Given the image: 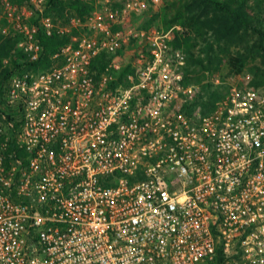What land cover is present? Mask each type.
Segmentation results:
<instances>
[{
	"label": "built area",
	"instance_id": "obj_1",
	"mask_svg": "<svg viewBox=\"0 0 264 264\" xmlns=\"http://www.w3.org/2000/svg\"><path fill=\"white\" fill-rule=\"evenodd\" d=\"M49 1L0 0V48L18 38L0 264H264V86L232 74L203 100L173 29L145 20L164 0H96L63 25ZM53 33L70 43L42 67Z\"/></svg>",
	"mask_w": 264,
	"mask_h": 264
},
{
	"label": "trees",
	"instance_id": "obj_2",
	"mask_svg": "<svg viewBox=\"0 0 264 264\" xmlns=\"http://www.w3.org/2000/svg\"><path fill=\"white\" fill-rule=\"evenodd\" d=\"M10 1L20 7L30 6V0ZM95 3L96 0H50L45 14L51 15L56 21H66L71 15L84 19L93 11ZM167 5L164 16L154 14L150 22L153 24L160 18L158 28L164 31L172 30L177 24L189 30L188 35L172 30L175 44L181 46L188 56L186 71L190 74L189 82H196L205 77L196 73L191 78V73L194 72L192 67L196 66L203 72L219 71L221 55L229 54L233 47L242 48V52H237L236 57L229 56L228 66L233 74L240 73L243 62L255 53L264 61V0H256L254 6L246 0H171L170 3L168 0ZM207 36L215 40L218 48H215L214 43L208 42ZM17 41L18 38H9L0 48V98L4 82L11 72L9 66L2 69V60L9 57V52L15 48ZM200 42L204 43L202 47H198ZM69 43V35L53 33L51 37H42L41 44L45 54L39 63L40 66L51 64V58ZM252 85L264 86V74L254 77ZM220 96L221 94L216 93L209 99L215 101Z\"/></svg>",
	"mask_w": 264,
	"mask_h": 264
},
{
	"label": "rangeland",
	"instance_id": "obj_3",
	"mask_svg": "<svg viewBox=\"0 0 264 264\" xmlns=\"http://www.w3.org/2000/svg\"><path fill=\"white\" fill-rule=\"evenodd\" d=\"M171 0H169L170 3ZM248 4L254 6L256 3V0H246ZM167 3L168 0H164L163 4L157 7H153L151 9L152 13H149V15L151 14L150 17H146L145 20H149L151 19V17L154 14H158V16L163 17L164 14L166 13V8H167ZM175 12V9L173 10ZM68 19V18H66ZM160 18H157V20L153 23V25L155 27H159L160 26ZM57 24H66L65 21H57ZM174 31H178L179 33L184 32L185 34L188 35L189 30L185 29L183 26H181V24H177L176 26L173 27ZM252 29V28H251ZM252 32V31H250ZM207 40L209 43H214L215 48H218L217 44L215 43V40L210 37L207 36ZM253 40H255V37L253 38ZM198 47H202L204 45V43L200 42L198 44ZM221 45V44H220ZM241 45V44H240ZM237 52H242V48L241 47H233L230 51V53H225L221 55V63L219 64V71H213V72H203L200 68L198 67H192L191 70H194L193 74L191 73V78L193 76L196 75V73L201 74L203 77L201 80L196 81L195 83H198V85L201 86V92H202V99H209L210 97H213L214 94L218 93L221 94L222 91L225 89V84H224V77L227 79V77H231V75L233 74L230 71V68L228 66V62H229V56H233L236 57L237 56ZM261 53V52H260ZM254 57V58H253ZM253 57H249L248 59H246V62H243V67L241 69V73L244 74H250L253 79L254 77H257L261 74H264V61L261 59L260 55L255 53L253 55ZM199 71V72H198ZM200 75V76H201ZM219 81L220 84H211L213 82ZM228 80V79H227Z\"/></svg>",
	"mask_w": 264,
	"mask_h": 264
}]
</instances>
